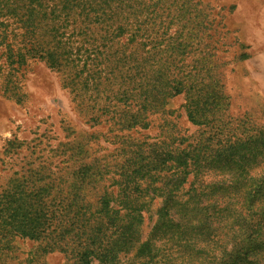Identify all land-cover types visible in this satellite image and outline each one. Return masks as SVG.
<instances>
[{"label": "rangeland", "instance_id": "obj_1", "mask_svg": "<svg viewBox=\"0 0 264 264\" xmlns=\"http://www.w3.org/2000/svg\"><path fill=\"white\" fill-rule=\"evenodd\" d=\"M139 82L164 104L137 122ZM260 132L264 0H0V192L33 181L36 169L60 180L56 194L76 202L72 212L101 198L119 210L114 223L97 214L88 263L69 236L0 233V264H221L227 253L235 264H264V234L251 241L243 230L244 218L264 223L263 147L250 143L235 167L218 159L189 176L167 213L156 192L126 208L115 183L137 145L182 148L215 133L249 143ZM229 179L245 187L224 191Z\"/></svg>", "mask_w": 264, "mask_h": 264}, {"label": "trees", "instance_id": "obj_2", "mask_svg": "<svg viewBox=\"0 0 264 264\" xmlns=\"http://www.w3.org/2000/svg\"><path fill=\"white\" fill-rule=\"evenodd\" d=\"M137 89L140 108L132 114L131 119L138 122L137 119L141 117L143 111L154 110L164 103L162 100L154 102V99L149 98L151 97L149 82H139ZM195 113H197L196 106H190L187 112L188 119L193 121ZM214 135L217 137L215 140H209L208 137L182 148H175L171 144L157 148L152 147L153 144H149L143 149L140 145H137L126 159V167L120 168L122 179L115 181L117 185L124 188L121 191H126V200H121L120 203H125L124 205L128 209L133 208V210H136L143 205L142 203L140 204L143 194L156 192L158 196H165L162 210L167 213L168 202L172 200L171 194L179 190L187 182L189 176L192 175L195 178L198 175L201 176L204 170L210 169L208 166L219 165L217 163L218 159L228 165L235 163L233 166L235 167L237 155H243L244 153L241 152L246 150L248 148L247 145L250 143L252 147H257L256 149L258 147L264 148V132H260L249 143L240 142V140H224L219 138L223 137L219 133ZM220 142L223 143L219 144L218 148L212 146ZM162 143L164 144V142ZM212 151L214 154H212ZM220 153H226V155L221 158L222 154ZM234 169L238 170L239 168ZM33 170V181L24 180L26 184L20 185L17 182L13 183L14 181L12 180V185L0 192V233L32 239L46 237L50 243L63 242L69 236L71 237L70 240L75 243L73 249L75 255L81 262L88 263L89 260L84 262L83 259L95 253L93 243L96 241V232L93 225L97 224L95 222L98 218L97 214L106 218L107 222L114 223L119 210H113L109 205V200L101 198L98 201V207L91 205V207H85L83 213L72 212L69 207L75 201L66 197L59 199L56 194L64 193L60 180L54 183L55 178L51 179V175L46 176L44 171ZM26 171L29 172L30 170ZM29 177L25 176V179ZM44 177H48L49 181L46 180L43 185L38 186ZM225 181L222 184V189L224 191L231 189L233 194H237L242 187H245L243 181L231 179ZM253 185V183H249L245 193L255 195L257 186L264 189V186L259 184L260 186L257 185L255 189L249 191ZM207 186L214 191L221 189V185L218 183L216 185L206 184L200 188V192H204V188ZM189 189L186 190V193H189ZM137 204L139 205L136 206ZM247 205L252 210L253 200L248 199ZM261 209L264 210V205ZM184 215L186 214L184 213ZM251 215L253 217L255 214L251 213ZM244 225L243 230L248 231V240H254L258 233L264 234V228L262 227L264 223L262 225L258 219L252 223L247 218H244ZM112 226L110 225V227ZM242 251L243 253L240 257L244 258L248 254L249 247H243ZM235 252L232 254L233 256ZM227 254V258L222 260L221 264H235L231 254ZM237 258L239 260V257Z\"/></svg>", "mask_w": 264, "mask_h": 264}]
</instances>
